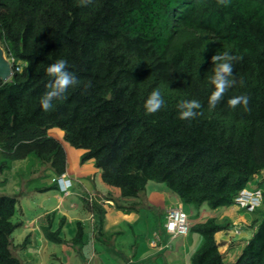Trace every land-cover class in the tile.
Wrapping results in <instances>:
<instances>
[{
    "label": "trees",
    "instance_id": "1",
    "mask_svg": "<svg viewBox=\"0 0 264 264\" xmlns=\"http://www.w3.org/2000/svg\"><path fill=\"white\" fill-rule=\"evenodd\" d=\"M0 45L14 58L11 77L0 80V172L12 161L35 158L61 175L65 151L47 134L58 128L66 142L85 150L80 164L93 160L102 181L121 197H136L155 181L183 204L217 209L234 205L264 173V0H228L227 6L217 0H95L88 7L78 0H0ZM224 51L242 57L234 75L244 84L210 110V57ZM60 58L81 85L45 112L46 69ZM154 88L165 107L148 115L144 102ZM244 93L250 112L228 107V98ZM190 99L201 102L203 115L180 120L177 105ZM16 202L0 194V264H21L10 249ZM92 209L103 214L97 202ZM256 222L233 264H264V211ZM78 224L76 243L83 240ZM228 226L215 217L191 224L188 233L202 241L189 264H225L215 233ZM51 229V222L42 227L45 237L61 243L60 227Z\"/></svg>",
    "mask_w": 264,
    "mask_h": 264
},
{
    "label": "rangeland",
    "instance_id": "2",
    "mask_svg": "<svg viewBox=\"0 0 264 264\" xmlns=\"http://www.w3.org/2000/svg\"><path fill=\"white\" fill-rule=\"evenodd\" d=\"M66 143L68 145L67 147H70L73 151V153H68L70 158L69 163L75 158L74 160L76 163L74 164L78 165L79 159L74 153H78V151L83 152L85 150L75 148L68 142ZM28 162L27 159L24 162L20 161L19 164L16 162L13 171L0 174L1 179L3 178L2 176L13 175L10 176V181H7V187L9 188L6 191L7 194L17 199L16 210L11 218V221L15 224V228L10 235V249L21 264H114V257L119 255L121 257L120 260H132L130 255L135 248L140 244L148 247V240H152L154 236L150 234V223L153 219L151 220L152 217H148V212L151 211L154 213V210L151 208L153 203L155 204L152 206L154 208L162 203L159 189H168L164 183L149 181L145 189L135 197L137 202L134 203L138 205L136 207V214L140 215V221H137L134 225V222H122L123 224H119L117 228L107 229L108 222L105 221L106 215H104V208L101 205L103 214L100 215L99 212H94L97 221L96 226L94 225L93 227L89 219L81 221L84 224V227L82 226L83 240L82 242L79 240V243H76L72 239L78 231V226L80 225L78 224L79 220L70 221L67 220V218L77 216V219H79V217L85 213L82 208L83 201L76 196L66 197L64 194L65 190L57 189L56 186L53 187L48 185L50 186L48 187L49 190L45 192L36 191L46 186V184H49L50 177L47 178V180L44 179L41 181L40 176L44 175L46 172L44 164H37L36 166L32 164L29 168ZM33 162H39V160L35 159ZM34 168L36 170H34ZM262 174L264 175V173L261 172L257 177L251 179L246 189H253L257 185L264 187V176L262 177ZM43 178L44 177H42V179ZM51 187L53 188L51 189ZM76 189H80L79 184L76 186ZM56 193L63 195L64 198L63 208H61L59 204L58 208H69L66 217L60 216L57 218V212H54L56 209L50 210V208L54 207V204L58 202ZM70 202H73L75 205H72ZM125 205H127L126 211L131 210V204ZM116 209L121 210L118 207ZM182 209L188 215V221L191 224L203 222L208 218L209 214L216 213V210L211 209L206 203H203L200 208L187 207L184 205ZM192 210L194 211L193 214ZM79 211V214L76 213ZM241 211L245 212V210ZM60 218L64 222V224H62L64 227L61 225L60 228L62 229L59 232V236L63 241L57 243L45 237L42 227L48 225V223L53 220L54 224H56ZM149 220L151 221L149 222ZM147 223L148 225H146ZM103 225H106V228H104ZM236 226H239V224ZM56 229H58V226H52L51 230L55 231ZM159 234L161 233L159 232ZM93 235H97L96 240H94ZM184 238L185 235L177 236L171 241V245L166 248L167 250H171L174 244L177 245L175 249L178 253L176 257L179 258V262L176 264H185L184 258H186V261L189 263L190 256L200 246L194 247L193 245L192 247L191 245L190 247L187 246L180 250V244L184 241ZM99 246L107 250L101 251ZM138 259L139 258L135 260L138 261ZM120 260L118 259V261ZM162 261L163 259L159 257V264H161ZM227 262L225 263L227 264Z\"/></svg>",
    "mask_w": 264,
    "mask_h": 264
},
{
    "label": "crops",
    "instance_id": "3",
    "mask_svg": "<svg viewBox=\"0 0 264 264\" xmlns=\"http://www.w3.org/2000/svg\"><path fill=\"white\" fill-rule=\"evenodd\" d=\"M47 134L56 140L60 142L62 145L65 154H66V166H65V171L61 175H55L52 170L49 168V165L46 163H41L39 162H33L35 158H27L29 168L30 166L33 165H41L44 164V168L46 169V172L44 175L40 176V180L43 181L44 179L47 180V178L50 177V183L46 184L41 189H37L36 191H47L49 190L48 185H55L57 189H62L58 186L59 181L54 182L53 179L54 177H62V179L65 180H70L71 185L68 186V188L64 191V194L66 197L68 196H76L77 198L81 199L83 201V206L82 208L84 209V212L82 216L77 219V216H72L71 218H67V220L70 221H78L81 223V225L84 227V224L81 221L85 220H90L92 223L91 225L94 227V225H97L96 221V215L94 212H97L95 209H92V203L97 202L100 205L103 206L104 208V215H106V220L108 222L107 229H112V228H117L119 224H123L122 222H134L133 225L137 222L140 221L141 217L139 214H136L137 211V204L134 202H137V199L135 197H121L119 193V189L110 185H107L102 181L101 178V171L100 169L96 168L94 166L93 160H87L85 163L78 165H75V158L72 159V162L69 163V156L68 153L72 152V149L70 147H67V143L64 140V133L62 130L58 128H50L47 131ZM84 153V151H78V153H74L76 157L79 159L80 155ZM24 160H15L10 162L9 167L5 170L0 172V174H6L7 172L13 171V168H15V163L20 161L24 162ZM70 164V165H69ZM32 170V169H30ZM34 170H36L34 168ZM1 176V175H0ZM10 176L13 175H6L2 176L3 178L1 179L0 177V194H7V190L9 187H7V181H10ZM264 175L262 174V177ZM42 177H44L42 179ZM257 177V175H256ZM80 185V189L77 190L76 186ZM148 184V183H147ZM146 184V185H147ZM52 189V188H51ZM260 190L262 195H264V187L261 185H257L253 189H250L249 191H254V190ZM161 193V198H162V203L158 205L157 207H152L155 204L153 203L151 208L154 210L153 212H148V217H152L151 220L153 221L150 223V234L154 235L157 232H160L163 230V223L165 220V214L166 211L175 206H180L183 208L184 205L187 207H191L187 204H183L180 200V198L175 194L172 193V191H169L168 189H159ZM10 195V194H7ZM54 196V194H53ZM160 196V195H159ZM157 196V197H159ZM57 204H54V207H51L50 210H54V212H57L56 216L59 218L60 216L66 217L68 214V209L69 208H64L60 209L58 208V204L60 205L61 208H63V195L57 194ZM75 197V198H76ZM72 205H75L73 202H70ZM116 204H120L124 207L127 205L125 204H131V210L124 211V210H118L116 209L117 207L115 206ZM91 207V208H90ZM218 209V210H217ZM215 209L216 213H211L209 214L208 217H215L218 222H223L226 220L229 223V226L225 230H221L217 233H215V240L219 244V251L222 254L224 262H227V264H233L241 252L242 248L244 245L247 243V241L251 238L252 234L255 231V227L257 224V220L260 219L261 213L264 211V201L260 203V205L256 206L254 210H247L245 208H241L237 205H231L228 207H220ZM241 210H245V212H242ZM249 211V212H247ZM53 212V211H52ZM251 212V214H250ZM76 213H80L76 212ZM194 211L192 210V214ZM47 215V214H46ZM149 220V222L151 221ZM53 227H60L64 222L60 218L59 221L54 224V220L50 221ZM148 222V223H149ZM148 223L146 225H148ZM104 224V223H103ZM191 225V223L189 222ZM193 224V223H192ZM239 226H236L238 225ZM104 228H106V225H103ZM64 227V225H62ZM240 227V228H239ZM62 228H60L61 230ZM96 230V228H95ZM234 230H238V233H235ZM118 232V231H117ZM162 232V231H161ZM99 233V232H98ZM162 240L165 242L167 241V237L165 234L161 233ZM179 237V236H178ZM94 240H96L97 235H93ZM151 240H148V247H145L143 244H140L137 248L134 249L133 253L130 255L132 260H120V256L114 257V264H159L158 258L161 257L163 261L161 264H176L179 262V258L176 257L177 250L176 244L173 245L171 250H167L165 247H153L150 243ZM170 240V245H171ZM200 236L195 235V234H187L185 235L184 241L181 242L180 244V250L183 248H186L187 246L190 247L194 245V247H197L201 243ZM100 250H107L106 248H103L99 246ZM151 249V250H150ZM95 256V255H94ZM138 259L136 261L135 259ZM118 259L120 261H118ZM125 259V258H123ZM185 259V264H189L188 261ZM126 261V262H125ZM226 264V263H225Z\"/></svg>",
    "mask_w": 264,
    "mask_h": 264
},
{
    "label": "clouds",
    "instance_id": "4",
    "mask_svg": "<svg viewBox=\"0 0 264 264\" xmlns=\"http://www.w3.org/2000/svg\"><path fill=\"white\" fill-rule=\"evenodd\" d=\"M95 0H78L80 7H88L93 5ZM219 5L227 6L228 0H217ZM204 53L207 52L205 47ZM5 54V53H4ZM5 56V55H4ZM203 62L205 58L202 56ZM242 57L224 51L219 54H213L210 57L211 63L214 65L212 75L209 78L213 91L208 97L207 104L210 110L216 109L225 97L229 89L237 85L243 86V78H237L234 75V64L240 61ZM47 75L51 78L46 84V91L40 97V106L45 112L54 109V102L66 99V93L70 88H76L81 85L80 79L76 74L69 70V63L66 59H57L54 63L48 65L46 69ZM86 88L92 87L91 81L85 85ZM250 96L246 93L234 95L228 98L227 105L231 109L242 108L245 112H250ZM165 107V99L160 88H154L147 96L144 102V110L148 115H154ZM203 105L198 99L181 100L178 105V118L184 121H192L203 115L201 111ZM54 182L59 181L58 186L63 190L71 185L70 180H63L62 177H54ZM254 198L259 204L264 201V195L255 193ZM182 208V207H181ZM154 247V246H153ZM159 248V247H158ZM163 248V246L161 247ZM167 248V247H165Z\"/></svg>",
    "mask_w": 264,
    "mask_h": 264
},
{
    "label": "built area",
    "instance_id": "5",
    "mask_svg": "<svg viewBox=\"0 0 264 264\" xmlns=\"http://www.w3.org/2000/svg\"><path fill=\"white\" fill-rule=\"evenodd\" d=\"M6 60L9 62L11 68L14 64L13 57H7L5 55ZM23 65L22 63H17L15 66L16 70H20ZM260 193V190L249 191L244 189L239 192L237 197L234 200L235 205L245 208L247 210H254V208L259 204H257L254 194ZM190 229V224L188 221V215L180 206L171 207L166 211L165 220L163 223V230L160 233L165 234L168 237L167 241H163L161 234L159 232L155 233L152 240L150 241L151 245L154 247H168L170 246V240L176 238L179 235H187ZM235 233H238V230H234Z\"/></svg>",
    "mask_w": 264,
    "mask_h": 264
},
{
    "label": "water",
    "instance_id": "6",
    "mask_svg": "<svg viewBox=\"0 0 264 264\" xmlns=\"http://www.w3.org/2000/svg\"><path fill=\"white\" fill-rule=\"evenodd\" d=\"M12 75V68L6 60L3 49L0 46V80L7 81Z\"/></svg>",
    "mask_w": 264,
    "mask_h": 264
}]
</instances>
